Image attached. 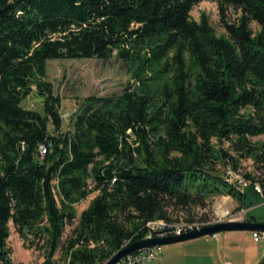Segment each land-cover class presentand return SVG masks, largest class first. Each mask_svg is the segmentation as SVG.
<instances>
[{
  "label": "trees",
  "instance_id": "1",
  "mask_svg": "<svg viewBox=\"0 0 264 264\" xmlns=\"http://www.w3.org/2000/svg\"><path fill=\"white\" fill-rule=\"evenodd\" d=\"M203 1L214 0H0V264H14L11 223L41 264H106L149 223L182 222L180 209L221 196L245 210L264 202V144L250 140L264 135V0H218L225 36L192 19ZM114 56L132 81L119 96L86 98L63 131L49 62ZM33 94L43 113L23 107ZM245 157L263 194L217 168L237 171Z\"/></svg>",
  "mask_w": 264,
  "mask_h": 264
},
{
  "label": "rangeland",
  "instance_id": "2",
  "mask_svg": "<svg viewBox=\"0 0 264 264\" xmlns=\"http://www.w3.org/2000/svg\"><path fill=\"white\" fill-rule=\"evenodd\" d=\"M205 15L218 36L227 35L221 21L220 4L218 0L203 1L191 11V17L200 21ZM241 12L233 7H228L226 20L230 23L237 22ZM252 29L257 33L259 27L252 23ZM48 80L53 83L56 93L62 99L61 113H71L76 106L90 96L112 97L123 93L129 82L132 81L124 62L116 56L103 61L98 59L83 60H54L48 64ZM23 107L43 113V100L36 94L31 95L23 102ZM247 110L246 113H250ZM70 119H64L63 131L69 129ZM253 144L263 145L264 135L250 137ZM217 149L231 152L228 142L219 143L214 140ZM217 168L224 177L230 176L233 181L242 180L247 174L258 177L260 172L253 158L239 159V169L235 171L231 165H223L217 162ZM98 193L91 194L86 200L75 205L77 218L72 224L67 225L64 241L69 237L79 218L91 204ZM253 206L250 209H238L239 203L231 196L214 197L208 200L205 206H198L190 210H178L173 218L178 221H186L192 218L194 221L214 222L213 224L232 221H246L250 215H254L258 222H264V202L251 199ZM203 219V220H201ZM201 223V222H199ZM11 236L8 240L12 250L14 264H41L43 253L35 247L29 248V242H25L11 223ZM60 258V255H58ZM230 261L233 264H264V238L260 242L253 240L252 233L226 232L219 234L218 238L212 236L198 238L172 245L159 247L157 258L152 264H220Z\"/></svg>",
  "mask_w": 264,
  "mask_h": 264
},
{
  "label": "built area",
  "instance_id": "3",
  "mask_svg": "<svg viewBox=\"0 0 264 264\" xmlns=\"http://www.w3.org/2000/svg\"><path fill=\"white\" fill-rule=\"evenodd\" d=\"M78 111H79V107L76 106L71 113H67V112L63 113L62 118L70 119L72 115L77 113ZM226 179L241 191H244L245 189L252 187L256 193L263 194L262 187L259 183H253L252 181L247 180L245 177H243L242 180L239 181V183H237L238 180L237 181L231 180L230 176H227ZM245 211L246 210H243V212ZM229 222H243V221L230 220ZM213 223L214 222H210V221L201 222V223L196 222L192 224L185 223L184 221L180 223L166 222L163 220L155 221L148 224L147 226L148 232L144 239H152L155 237L180 236L185 233L193 232L196 230H200L204 227L214 225ZM252 236L255 242H260L262 238H264V234L259 232H253ZM212 237L218 238L219 234L213 235ZM127 246H129V243L125 247ZM158 252H159V247L142 249L127 256L117 264H151L157 258ZM220 264H233V263L230 261H224Z\"/></svg>",
  "mask_w": 264,
  "mask_h": 264
},
{
  "label": "water",
  "instance_id": "4",
  "mask_svg": "<svg viewBox=\"0 0 264 264\" xmlns=\"http://www.w3.org/2000/svg\"><path fill=\"white\" fill-rule=\"evenodd\" d=\"M226 232H259L264 234V222H224L204 227L200 230L185 233L180 236L155 237L152 239H142L119 251L106 264H117L127 256L147 248L161 247L165 245L177 244L185 241L195 240L198 238L213 236Z\"/></svg>",
  "mask_w": 264,
  "mask_h": 264
},
{
  "label": "crops",
  "instance_id": "5",
  "mask_svg": "<svg viewBox=\"0 0 264 264\" xmlns=\"http://www.w3.org/2000/svg\"><path fill=\"white\" fill-rule=\"evenodd\" d=\"M152 263H153V262H152ZM152 263H151V264H152Z\"/></svg>",
  "mask_w": 264,
  "mask_h": 264
}]
</instances>
